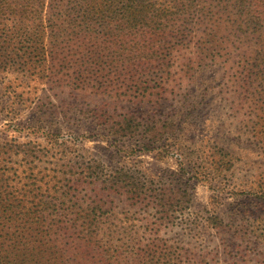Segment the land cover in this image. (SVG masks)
Segmentation results:
<instances>
[{
	"label": "rangeland",
	"instance_id": "obj_1",
	"mask_svg": "<svg viewBox=\"0 0 264 264\" xmlns=\"http://www.w3.org/2000/svg\"><path fill=\"white\" fill-rule=\"evenodd\" d=\"M21 2L22 41L43 11L49 53L52 0L43 8V0H0V28ZM10 62L0 61V143L19 172L46 178L89 167L107 175L130 169L144 199L133 204L128 193H113L117 236L158 237L168 255L161 264H264V92L255 75L245 76L236 52L174 75L160 95L144 99L59 85L55 75L40 77ZM120 121L142 130L111 131ZM104 185L88 190L95 187L108 205L113 197Z\"/></svg>",
	"mask_w": 264,
	"mask_h": 264
},
{
	"label": "trees",
	"instance_id": "obj_2",
	"mask_svg": "<svg viewBox=\"0 0 264 264\" xmlns=\"http://www.w3.org/2000/svg\"><path fill=\"white\" fill-rule=\"evenodd\" d=\"M52 3L55 25L49 37L55 35V44L50 52L43 11L38 28L26 29L22 41L21 2L19 11L8 15L10 25L0 28L1 62L15 60L48 79L55 75L59 85L144 99L160 95L174 75H189L209 60H228L236 52L245 76L255 75L252 82L261 83L264 92V0ZM126 123L120 121L111 131L135 136L142 130L140 123ZM152 130L149 125L143 132ZM150 145L141 147L148 150ZM8 151L7 143H0V264H161L168 258L158 237L115 233L121 224L112 217H118L113 193H128L133 204L144 199L130 169L107 175L89 167L45 178L19 172ZM101 180L107 184L105 195L113 197L108 205L93 192L95 187L88 190Z\"/></svg>",
	"mask_w": 264,
	"mask_h": 264
}]
</instances>
